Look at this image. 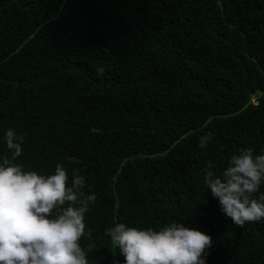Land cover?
<instances>
[{
    "label": "trees",
    "instance_id": "obj_1",
    "mask_svg": "<svg viewBox=\"0 0 264 264\" xmlns=\"http://www.w3.org/2000/svg\"><path fill=\"white\" fill-rule=\"evenodd\" d=\"M8 128L12 163L96 194L93 264H123L115 223L178 221L212 237L206 264H264V219L234 225L202 171L264 152V0H0V160Z\"/></svg>",
    "mask_w": 264,
    "mask_h": 264
},
{
    "label": "clouds",
    "instance_id": "obj_2",
    "mask_svg": "<svg viewBox=\"0 0 264 264\" xmlns=\"http://www.w3.org/2000/svg\"><path fill=\"white\" fill-rule=\"evenodd\" d=\"M98 75L103 67L96 69ZM23 136L8 128L4 143L11 159L0 160V264H93L81 238L90 239L85 213L96 194L85 193V177H71L59 163L54 173L23 171L12 163L22 153ZM211 133L198 137L206 149ZM203 184L217 200L219 211L243 227L264 219V152L247 148L228 158L218 173L205 162ZM123 264H206L212 237L181 221L154 230L115 223L105 229ZM115 264V262H114Z\"/></svg>",
    "mask_w": 264,
    "mask_h": 264
},
{
    "label": "rangeland",
    "instance_id": "obj_3",
    "mask_svg": "<svg viewBox=\"0 0 264 264\" xmlns=\"http://www.w3.org/2000/svg\"><path fill=\"white\" fill-rule=\"evenodd\" d=\"M255 100V97L253 96L252 98H251V102H253ZM210 119L212 120V117H210Z\"/></svg>",
    "mask_w": 264,
    "mask_h": 264
}]
</instances>
